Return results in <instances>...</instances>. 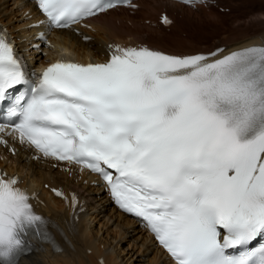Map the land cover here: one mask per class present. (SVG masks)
<instances>
[{
    "label": "snow or ice",
    "instance_id": "snow-or-ice-1",
    "mask_svg": "<svg viewBox=\"0 0 264 264\" xmlns=\"http://www.w3.org/2000/svg\"><path fill=\"white\" fill-rule=\"evenodd\" d=\"M121 6L137 7L133 0H38L49 30ZM107 54L104 62L57 60L32 84L0 33V108L10 105L15 117L0 132L11 127L45 157L99 174L172 264H264V46L173 55L110 44ZM5 176L0 264H18L29 237L49 234L19 178Z\"/></svg>",
    "mask_w": 264,
    "mask_h": 264
},
{
    "label": "bare ground",
    "instance_id": "bare-ground-1",
    "mask_svg": "<svg viewBox=\"0 0 264 264\" xmlns=\"http://www.w3.org/2000/svg\"><path fill=\"white\" fill-rule=\"evenodd\" d=\"M217 1L220 7L230 8V12L222 13L213 6L190 8L166 0H141L138 3L141 8L134 14L126 9H114L91 20L92 30L80 29V34L72 29L55 32L54 48L47 56L34 51L32 65L47 63L61 50L77 61H95L106 55L110 44H142L188 55L211 52L221 46L227 48V53L264 44V0ZM31 6V0H0V25L16 38L17 31L26 24L21 13ZM165 13L174 21L170 28L160 24ZM10 141L13 147L1 149L0 167L8 175H16L19 186L38 192L45 201L39 211L61 226L56 234L62 253L47 252L22 264H100V259L103 264H171L135 221L111 206L100 186H90L93 179L87 172L41 156L35 161L29 146L14 136ZM46 184L62 189L67 197L74 192L85 203L86 210L79 215L77 223L70 220L64 203L44 188ZM63 233L70 242L64 240ZM121 243L127 247L121 249Z\"/></svg>",
    "mask_w": 264,
    "mask_h": 264
},
{
    "label": "rangeland",
    "instance_id": "rangeland-1",
    "mask_svg": "<svg viewBox=\"0 0 264 264\" xmlns=\"http://www.w3.org/2000/svg\"><path fill=\"white\" fill-rule=\"evenodd\" d=\"M95 229H98V225L96 226ZM120 247H121V249H123V248L125 249V248L127 247V244H125V243H121ZM129 263H130V259H129ZM133 264H136V263L133 262Z\"/></svg>",
    "mask_w": 264,
    "mask_h": 264
}]
</instances>
